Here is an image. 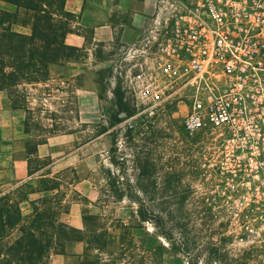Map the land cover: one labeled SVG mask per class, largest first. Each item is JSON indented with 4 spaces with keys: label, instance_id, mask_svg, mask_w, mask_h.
Here are the masks:
<instances>
[{
    "label": "rangeland",
    "instance_id": "rangeland-1",
    "mask_svg": "<svg viewBox=\"0 0 264 264\" xmlns=\"http://www.w3.org/2000/svg\"><path fill=\"white\" fill-rule=\"evenodd\" d=\"M32 15L18 10L11 30L30 35ZM131 45L71 46L69 58L49 66L44 81L0 91V165L17 160L13 170L22 177L26 166L28 174L8 194L9 203L20 209L34 193L26 221L37 208L49 233L58 222L89 230L85 235L101 232V256L121 257V264H157L151 247L156 256L162 253L163 264H264L263 187L230 179L217 164L218 140L184 131L185 107L177 99L159 106L152 118L134 117L125 83L134 63ZM16 98L23 108H14ZM42 144L48 146L39 151ZM140 210L163 217L167 238L151 222L138 221ZM88 216L93 220L86 226ZM122 224L130 228L125 234ZM17 227L6 228L4 245L20 237ZM54 243L43 264H80L84 241L63 240L62 250ZM6 257L0 254V260Z\"/></svg>",
    "mask_w": 264,
    "mask_h": 264
},
{
    "label": "built area",
    "instance_id": "built-area-1",
    "mask_svg": "<svg viewBox=\"0 0 264 264\" xmlns=\"http://www.w3.org/2000/svg\"><path fill=\"white\" fill-rule=\"evenodd\" d=\"M129 53L134 117L177 99L187 135L214 136L230 179L264 189V0H156Z\"/></svg>",
    "mask_w": 264,
    "mask_h": 264
},
{
    "label": "trees",
    "instance_id": "trees-1",
    "mask_svg": "<svg viewBox=\"0 0 264 264\" xmlns=\"http://www.w3.org/2000/svg\"><path fill=\"white\" fill-rule=\"evenodd\" d=\"M0 1L16 7L15 13L0 9V91L9 92L11 88L15 90L27 81H44L47 79L49 66L69 58L67 51L73 47L65 43V38L70 32V22L74 20V15L65 10L66 0ZM20 9L33 14L30 35L11 30V24L17 22V11ZM114 93L119 107L123 112L127 111L120 90L117 89ZM13 102L15 109L23 108V101L20 99L16 98ZM119 121L120 119L116 122ZM9 202L7 194L0 197V254L7 256L0 260V264H43V257L50 250L53 239L54 248L60 250L63 248L61 244L63 240L84 241L85 253L80 264H121V257L114 256L106 260L101 256L105 248L101 232L85 235L84 233L89 230L83 232L58 222L50 224L52 231L49 233L42 227L44 215L38 212L37 208H34L35 215L28 222L22 216L18 204L13 205ZM137 219L140 223L151 222L159 235L167 238L162 216L140 210L137 211ZM90 220H93L92 216L83 218L84 225L87 226ZM16 227L21 232L20 237L13 243L4 245L3 240L7 237L6 228L14 230ZM118 228L123 234L130 229L124 224ZM135 228L137 226L134 225ZM91 249L100 253L92 255L89 253ZM119 250L123 251V248ZM148 251L154 256L157 264H163L162 253L156 256L152 247Z\"/></svg>",
    "mask_w": 264,
    "mask_h": 264
},
{
    "label": "crops",
    "instance_id": "crops-1",
    "mask_svg": "<svg viewBox=\"0 0 264 264\" xmlns=\"http://www.w3.org/2000/svg\"><path fill=\"white\" fill-rule=\"evenodd\" d=\"M156 0H66L65 10L74 15L70 22V32L65 43L69 46L82 48L88 42L92 44L110 45L117 41L124 44L134 43L140 28L147 24ZM0 9L15 11L16 7L0 1ZM21 137V135H20ZM44 146V147H43ZM48 144L40 145L39 151L46 149ZM21 162L13 160L8 166L0 165V173L10 175L9 179L0 176V197L10 194L26 182L27 169L18 176L13 170ZM26 165V164H25ZM35 194H28L19 203L22 216L29 214V205Z\"/></svg>",
    "mask_w": 264,
    "mask_h": 264
}]
</instances>
